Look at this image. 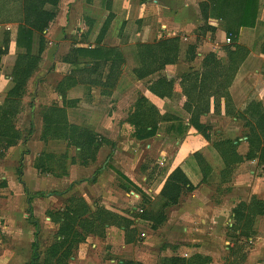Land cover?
Returning <instances> with one entry per match:
<instances>
[{
	"label": "crops",
	"instance_id": "crops-1",
	"mask_svg": "<svg viewBox=\"0 0 264 264\" xmlns=\"http://www.w3.org/2000/svg\"><path fill=\"white\" fill-rule=\"evenodd\" d=\"M217 1L60 0L45 6L56 17L43 35L34 32L29 53L17 43L23 0H0V47L9 39L0 58V106L15 87L19 56L41 58L10 133L0 126V264H31L34 255L35 264H56L58 256L47 253L60 240L56 219L78 198L92 212L103 208L122 218L106 225L104 236L74 244L66 264H161L182 251L208 257L209 264H264V214L255 217L248 239L231 236L242 226L235 210L264 203V165L245 158L250 131L241 116L255 102L264 109V0H255L254 25L241 27L237 40L228 26L237 29L241 6L231 1L221 10ZM176 38V63L139 79L140 45ZM211 54L220 65L205 62ZM98 61L107 63L103 82L116 71L114 86L92 82L89 70ZM194 73L207 80L202 91L194 83L191 98L185 89L195 81L183 77ZM162 76L173 81L170 96L150 90ZM140 99L147 101L145 114L158 117L145 130L128 122ZM54 105L65 107L68 124L104 141L90 164L73 163L78 149L67 141L42 139L43 112ZM17 134L16 143L4 141ZM48 156H65V170L52 163L50 171ZM29 159L36 161L30 174ZM177 172L187 183H180L177 204L163 209L162 191ZM34 175L52 181L41 187ZM140 206L145 221L134 217L144 212ZM161 214L158 225L146 217Z\"/></svg>",
	"mask_w": 264,
	"mask_h": 264
},
{
	"label": "trees",
	"instance_id": "trees-1",
	"mask_svg": "<svg viewBox=\"0 0 264 264\" xmlns=\"http://www.w3.org/2000/svg\"><path fill=\"white\" fill-rule=\"evenodd\" d=\"M231 1L241 6L240 9V22L237 23V29L233 30L228 26V35L232 40H237L239 30L241 27H249L254 25L256 20L255 11L253 10L255 0H218V4L222 5L221 10H224L226 5ZM60 0H23L22 15L18 31V45L25 44V48L30 53L32 46V38L34 32L43 35L48 29L49 24L55 19L56 13L46 10V5L58 6ZM252 17V24L248 22V18ZM22 38V39H19ZM179 39H170L162 41L156 45H140V58L142 61V68L137 70L136 76L139 79H144L148 76L156 75L167 65L176 63L178 58V43ZM41 49H43V38L41 39ZM159 51H158V50ZM9 39H5L3 45L0 47V58L8 53ZM83 52V51H82ZM115 61V60H113ZM41 62L39 56H32L30 54H22L19 56L15 69L13 71V80L15 87L9 94L8 104L0 106V126L5 125V131L10 133V127L12 128L14 119L20 110V100L26 93V87L28 81L37 69L38 64ZM205 62L212 64H221L216 58L215 54L205 57ZM106 61L95 62L92 69L89 70L91 76H96L92 79L95 84H101L105 87L114 86L112 80L115 79L116 71L112 70L109 74L106 82H103L104 72L106 69ZM208 65V64H206ZM209 66V65H208ZM183 83L186 81H195L190 84V87L185 89L186 93L191 97L197 90L196 84L200 83L201 91L203 84L206 82L207 77L205 75L200 76L198 73H194L192 76L183 77ZM150 90L156 93L158 96L166 97L171 95L173 91V81H169L166 77H160L155 84L150 86ZM192 98V97H191ZM147 101L140 99L137 103L136 112L132 113L128 122L140 129H147L157 117V113L153 111L151 117L145 114ZM245 114H248L247 117ZM44 133L42 139L48 141L51 139L65 140L68 146H74L78 149L77 156L73 158V163L79 162L81 165H88L90 161H94L99 152V149L103 146V140L94 132L87 129L80 128L74 125L68 124L66 120L65 107L60 108L56 105L47 107L44 112ZM245 121V125L249 128V140L250 150L245 157L248 160L257 159L260 164L264 165V109L261 103H252L248 106V109L244 114H241ZM11 125V126H10ZM199 128H201L199 126ZM15 136V135H13ZM17 137H9L4 140L8 145L16 143ZM51 157L52 156H48ZM65 159V156L61 159ZM242 157H238V161H242ZM49 170L52 171L51 165ZM19 172L21 170L19 169ZM186 184L187 181L180 172H177L172 177V180L168 182L162 191V205L164 209L169 205L177 204L179 196L181 194V184ZM180 184V185H179ZM165 199V200H164ZM59 214V213H58ZM264 214V203L261 201H252L251 204L242 203L235 210V219L237 224L240 223V228H234L231 233L232 238L239 240L240 238H246L252 233L249 232L252 224L254 223L257 215ZM148 220L154 219L156 225L163 222L164 215L160 216H147ZM54 220L55 218L52 217ZM122 217L108 212L103 208H99L97 212H92L91 208L85 203L82 198L69 201L66 213H60L58 219L60 224V230L58 235L60 240L55 243L50 249H48V255L50 258L57 257L58 262L56 264H66L67 260L72 255L74 244H78L85 239V234H97L99 236L105 235V226L110 224H117ZM127 221H124V225H127ZM155 227L157 228V226ZM239 225V224H238ZM80 229V230H79ZM240 230L239 234L237 231ZM240 249H237V251ZM233 251V250H232ZM236 251V252H237ZM242 251V250H241ZM245 255V254H244ZM36 263V256L31 264ZM210 258L202 255H194L189 259L184 257L164 258L161 264H209ZM123 264H136L134 262H124Z\"/></svg>",
	"mask_w": 264,
	"mask_h": 264
},
{
	"label": "rangeland",
	"instance_id": "rangeland-1",
	"mask_svg": "<svg viewBox=\"0 0 264 264\" xmlns=\"http://www.w3.org/2000/svg\"><path fill=\"white\" fill-rule=\"evenodd\" d=\"M53 99L51 98L49 101H48V99H45V102L44 103H50L51 104V101H52ZM44 103H41L40 104V109H42L43 107L42 106H44L43 104ZM42 105V106H41ZM48 106V105H47ZM94 106H96V107H100V105L99 104H96V105H94ZM46 106H44V108H45ZM98 111H100V110H98ZM228 124H230V123H228ZM226 125V124H225ZM225 125H221V124H219V126L222 128V126H225ZM46 159H48V164L49 165H51L52 163H55V164H53V166L55 165L56 166V169H57V171L59 172L60 170H61V172H63V170H65V163H66V161H65V159L63 158V159H60V160H57V161H54L51 157H48V158H46ZM35 162L36 161H33L32 159H29V160H27V163H26V166L24 167L25 169L27 168H29L30 169V171H29V174L31 173V171H32V167H33V164H35ZM21 170V169H20ZM33 177V176H32ZM48 177V176H47ZM34 179H36L37 180V182L39 183V185L41 186V187H44L46 184H47V182H49V180H51L52 181V176L50 177V178H46V180H44V178L43 179H41V176L39 177V180H38V178L34 175V177H33ZM36 180H34L33 181V185L32 186H38L39 187V185L36 183ZM120 185V184H119ZM118 185V183L115 185L116 186V188L117 189H119V186ZM3 189V188H2ZM34 189H36V187H34ZM66 189V185L63 187V188H61V190H58L59 192H62V191H64ZM35 191V190H34ZM62 201V200H61ZM65 201H66V198H63V203H65ZM139 209H142L144 212L143 213H141V212H139V210L136 212V215L134 216L135 218H139L140 220H143V221H145L144 220V215H145V213H147L146 212V210H145V207H143V206H140V208ZM146 222H148V221H146ZM148 226H149V224H147ZM150 226H152L151 224H150ZM90 234H85L84 235V237H86V239L85 240H87L88 239V236H89ZM246 249L245 248H243L242 249V254L244 255V251H245ZM238 251H240V250H238ZM183 253L182 254H184V255H182V254H179V255H182L183 257H186V259H189L193 254H194V252H191V253H184L185 251H182ZM224 254H221V256L222 255H228V252H223ZM220 256V257H221Z\"/></svg>",
	"mask_w": 264,
	"mask_h": 264
}]
</instances>
